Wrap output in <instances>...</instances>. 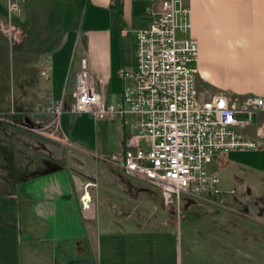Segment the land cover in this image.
Instances as JSON below:
<instances>
[{"label":"crops","instance_id":"crops-1","mask_svg":"<svg viewBox=\"0 0 264 264\" xmlns=\"http://www.w3.org/2000/svg\"><path fill=\"white\" fill-rule=\"evenodd\" d=\"M181 1L190 10L189 36L198 47L200 88L206 94L264 97V0ZM113 3L114 0H23L20 18L8 21L5 0H0V89L12 90L11 105L15 108L19 96L21 101L29 100L14 108L15 114L42 116L35 112L36 104L59 100L70 81L72 87V75L82 56L107 79L106 94L110 97L106 99H115L122 86L119 70H130L134 65L133 31L147 27L150 17L145 10L146 0H120V15L115 21ZM127 50L131 60L125 65ZM48 54L51 78L45 81L39 72ZM115 73L119 86L112 91L110 82ZM16 89L19 95H14ZM1 99L0 94V103ZM132 119L125 117L127 123L122 126L119 120L94 122L83 114L72 119L69 131L62 127L72 142V147H59L57 161L64 165L55 161L54 166L46 165L43 172L37 173L40 179L30 182L31 177L24 176L15 183V190L23 182H35L36 186L20 191L21 237L15 234L11 243H0V264H97V206L91 202L97 189L108 184L109 179L104 176V183H98V164L92 155L117 150L122 131L128 130ZM82 127L87 128L86 133L80 130ZM260 153L264 151L255 154L257 163L264 159ZM214 162L219 163V157ZM101 172L106 174L108 168L102 166ZM122 176L126 183L132 180ZM64 207L81 214L80 223H64L59 217ZM32 213L40 218L35 224L28 219ZM213 213L214 219L229 226L228 230L233 229L235 239L236 222L229 224L230 218L253 222L256 229H241L245 235L240 238L245 243L255 240L256 249L264 248V212L218 209ZM233 243L236 245V241ZM236 258L239 264H264V255L246 253L238 257L235 253V263Z\"/></svg>","mask_w":264,"mask_h":264},{"label":"built area","instance_id":"built-area-1","mask_svg":"<svg viewBox=\"0 0 264 264\" xmlns=\"http://www.w3.org/2000/svg\"><path fill=\"white\" fill-rule=\"evenodd\" d=\"M146 2L150 23L133 31L134 65L119 70L122 86L115 99H106L107 79L82 56L72 75L68 113L88 115L94 122L119 120L122 126L125 117L133 118L128 130L122 131L117 150L94 156L104 168L118 169L157 190L164 208H176L177 219L194 206L209 212L226 209V195L235 196L236 190L221 189L211 164L220 155L264 149V97L238 98L201 90L198 47L189 36V8L181 0ZM5 3L8 20L20 18L23 0ZM39 74L50 80L49 56ZM64 105V95L37 103L35 112L42 116H21L20 126L69 148L71 142L61 125ZM254 114L263 119L252 128ZM238 188L243 184L238 183Z\"/></svg>","mask_w":264,"mask_h":264},{"label":"rangeland","instance_id":"rangeland-1","mask_svg":"<svg viewBox=\"0 0 264 264\" xmlns=\"http://www.w3.org/2000/svg\"><path fill=\"white\" fill-rule=\"evenodd\" d=\"M20 26L18 24L17 28ZM17 32L20 33L19 29ZM176 36L180 38L181 35L177 33ZM130 53L132 55V49ZM47 56L51 58V54ZM124 60L125 65L130 62L129 50ZM118 86L119 79L115 73L110 82V90L113 91ZM70 88L72 89L71 81L67 92H64L65 105L61 115L65 132L71 129L72 119L78 117L68 113ZM10 92L12 90L7 88L0 89V243H11L15 234L18 238L21 237L23 203H19V199L23 196L20 191L25 187L32 186L34 189L36 186L35 182H23L18 184L15 190V183L24 176L31 177L28 179L30 182L32 179H40L41 176L37 173L43 172L46 165L47 168L54 166L61 152L59 144L38 137L20 126L22 118L18 114H12L15 107L11 105ZM19 94L20 90L16 89L14 95ZM106 97L109 98V94H106ZM17 102L16 108L27 104L29 100L21 101L19 96ZM262 119V115L254 114L251 118L252 128L258 126ZM80 130L86 133L87 128L82 127ZM250 135L253 136V133ZM261 151L264 149L258 152ZM256 153L232 152L218 156L219 163L211 164L220 177L221 189L236 190L235 196L226 195L224 210H243L252 214L263 208L264 159L257 163ZM262 154L264 155L260 153L259 156ZM94 155L92 158L98 164V183L103 182L104 176L109 179L108 184L97 189L91 202L97 206V264H239L240 259L236 258V263L233 259L235 253L238 257L246 253L256 257L264 255V248L256 249L258 245L255 240L251 239L245 243L244 239L240 238L245 235L241 229H256L254 226L257 225L253 222L246 223L242 219L230 218L229 224L236 222L235 239L233 229L228 230L229 226H224L220 220L214 219L213 212L218 209L209 212L204 207L194 206L190 210L182 211L178 220L175 216L176 208H164L157 190L144 184L141 186L137 180L124 182L125 178L120 170L112 167H108L106 174L101 172L102 165ZM56 163L64 165L62 161ZM73 174L78 173L73 171ZM239 181H243L242 189L238 188ZM247 189L251 192L248 193ZM35 213H32V218L28 217L30 224L40 220ZM80 215L76 210L67 207L59 213L64 223H80ZM225 227L227 229H224Z\"/></svg>","mask_w":264,"mask_h":264},{"label":"trees","instance_id":"trees-1","mask_svg":"<svg viewBox=\"0 0 264 264\" xmlns=\"http://www.w3.org/2000/svg\"><path fill=\"white\" fill-rule=\"evenodd\" d=\"M119 5H120V0H114L112 7L115 9V15H114L115 21H118V17L120 15Z\"/></svg>","mask_w":264,"mask_h":264},{"label":"water","instance_id":"water-1","mask_svg":"<svg viewBox=\"0 0 264 264\" xmlns=\"http://www.w3.org/2000/svg\"><path fill=\"white\" fill-rule=\"evenodd\" d=\"M28 123V120H27V118H24V120H23V124H27ZM264 212V208H262L261 210H260V213L262 214Z\"/></svg>","mask_w":264,"mask_h":264},{"label":"flooded vegetation","instance_id":"flooded-vegetation-1","mask_svg":"<svg viewBox=\"0 0 264 264\" xmlns=\"http://www.w3.org/2000/svg\"><path fill=\"white\" fill-rule=\"evenodd\" d=\"M263 208H264V204H263ZM262 209V208H261Z\"/></svg>","mask_w":264,"mask_h":264},{"label":"bare ground","instance_id":"bare-ground-1","mask_svg":"<svg viewBox=\"0 0 264 264\" xmlns=\"http://www.w3.org/2000/svg\"><path fill=\"white\" fill-rule=\"evenodd\" d=\"M262 130H264V129H262Z\"/></svg>","mask_w":264,"mask_h":264}]
</instances>
